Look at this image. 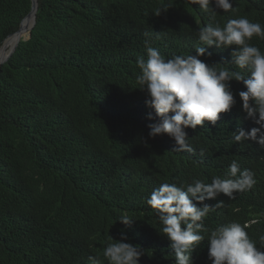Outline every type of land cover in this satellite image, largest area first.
<instances>
[{"label":"trees","instance_id":"trees-1","mask_svg":"<svg viewBox=\"0 0 264 264\" xmlns=\"http://www.w3.org/2000/svg\"><path fill=\"white\" fill-rule=\"evenodd\" d=\"M230 2L233 9L213 16L191 0H37L29 38L0 67V264H108L103 250L122 231L142 249L139 264H176L146 201L164 182L224 178L238 161L240 109L220 114L215 126L186 129L192 151L176 149L166 134L150 138L156 121L137 88L136 59L146 57V39L171 58L195 55L196 30L207 24L247 17L264 25V0ZM30 8L31 0H0V46ZM251 43L264 53V40ZM234 48L213 46L201 59L247 78L230 63ZM230 83L241 103L243 83ZM255 179L250 191L223 201L216 224L247 217L249 197L264 186L259 171ZM194 264H211L208 248Z\"/></svg>","mask_w":264,"mask_h":264},{"label":"clouds","instance_id":"clouds-1","mask_svg":"<svg viewBox=\"0 0 264 264\" xmlns=\"http://www.w3.org/2000/svg\"><path fill=\"white\" fill-rule=\"evenodd\" d=\"M191 2L213 16L218 11L233 9L230 0ZM196 31L202 46L195 48V55L166 58L151 46L150 39L144 41L147 55L136 59V83L137 88L146 92L145 103L152 110L148 119L156 121L148 125V136L166 134L174 140L176 149L192 151L185 130L204 127L206 122L215 126L220 114L237 104L242 122L239 121L232 138L238 161H232L224 178L213 176L210 183L200 179L180 186L161 183L146 203L158 213L161 231L170 241L176 264H194L201 247L208 248L211 264H264V186L259 184L249 197L247 217L216 224L220 216L217 211L224 200L234 199L237 192L250 191L256 184V171L264 180V53L251 43L253 37L264 40V25L239 17L229 19L223 27L210 23ZM213 46H235L230 63L246 69L247 78L241 72L218 67L220 63L210 65L202 60L201 57L212 55L208 48ZM233 80L244 85L245 90L238 93L241 103L233 94ZM215 199L214 206L205 203ZM211 213L213 219L208 221ZM119 221L126 226L133 223L127 215ZM109 239L115 242L108 243L103 250L108 264H139L143 251L124 242L126 233H120L119 241L111 236Z\"/></svg>","mask_w":264,"mask_h":264},{"label":"water","instance_id":"water-1","mask_svg":"<svg viewBox=\"0 0 264 264\" xmlns=\"http://www.w3.org/2000/svg\"><path fill=\"white\" fill-rule=\"evenodd\" d=\"M36 9H37V0H31V8L30 11L28 12V14L25 16V18L21 21L19 28L17 29V31H15L14 33L8 35L3 43L11 36H15L16 37V42L13 45V48H11V50L9 51V53L4 56L1 60H0V67L3 63H5L8 58L11 56V54L14 52L17 44L19 43L20 40H25L27 38H29L30 34H31V30L35 24V13H36ZM29 22V25L24 27V25ZM3 43L1 44V46L3 45ZM0 46V47H1Z\"/></svg>","mask_w":264,"mask_h":264},{"label":"bare ground","instance_id":"bare-ground-1","mask_svg":"<svg viewBox=\"0 0 264 264\" xmlns=\"http://www.w3.org/2000/svg\"><path fill=\"white\" fill-rule=\"evenodd\" d=\"M29 25V22H27L26 24H25V26L24 27H26V26H28ZM13 37V39L7 44V49H5V50H2V51H0V60L4 57V56H6L8 53H9V51L11 50V48H13V45L15 44V42H16V37L15 36H12ZM3 46V45H2ZM1 46V47H2ZM0 47V48H1Z\"/></svg>","mask_w":264,"mask_h":264},{"label":"rangeland","instance_id":"rangeland-1","mask_svg":"<svg viewBox=\"0 0 264 264\" xmlns=\"http://www.w3.org/2000/svg\"><path fill=\"white\" fill-rule=\"evenodd\" d=\"M3 50V49H2Z\"/></svg>","mask_w":264,"mask_h":264}]
</instances>
